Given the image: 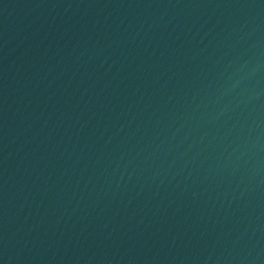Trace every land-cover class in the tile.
Here are the masks:
<instances>
[{
    "label": "water",
    "instance_id": "obj_1",
    "mask_svg": "<svg viewBox=\"0 0 264 264\" xmlns=\"http://www.w3.org/2000/svg\"><path fill=\"white\" fill-rule=\"evenodd\" d=\"M0 264H264V0H0Z\"/></svg>",
    "mask_w": 264,
    "mask_h": 264
}]
</instances>
